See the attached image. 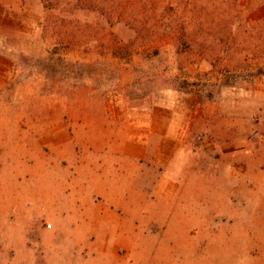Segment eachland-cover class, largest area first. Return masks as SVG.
<instances>
[{
	"label": "rangeland",
	"instance_id": "obj_1",
	"mask_svg": "<svg viewBox=\"0 0 264 264\" xmlns=\"http://www.w3.org/2000/svg\"><path fill=\"white\" fill-rule=\"evenodd\" d=\"M0 264H264V0H0Z\"/></svg>",
	"mask_w": 264,
	"mask_h": 264
},
{
	"label": "crops",
	"instance_id": "obj_2",
	"mask_svg": "<svg viewBox=\"0 0 264 264\" xmlns=\"http://www.w3.org/2000/svg\"><path fill=\"white\" fill-rule=\"evenodd\" d=\"M144 153L145 150L141 152V154ZM133 156L134 151L131 147L124 145L121 156L123 163L120 167L101 165L91 170L94 180L100 182L99 191L104 194L110 205L116 209L125 210L130 215L139 214V210L137 212L134 210V203L138 200L134 196Z\"/></svg>",
	"mask_w": 264,
	"mask_h": 264
}]
</instances>
